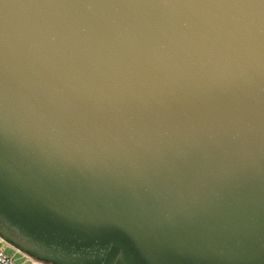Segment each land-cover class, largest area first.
Wrapping results in <instances>:
<instances>
[{"label": "water", "instance_id": "obj_1", "mask_svg": "<svg viewBox=\"0 0 264 264\" xmlns=\"http://www.w3.org/2000/svg\"><path fill=\"white\" fill-rule=\"evenodd\" d=\"M0 4V239L46 264H264V77L236 10Z\"/></svg>", "mask_w": 264, "mask_h": 264}, {"label": "snow or ice", "instance_id": "obj_2", "mask_svg": "<svg viewBox=\"0 0 264 264\" xmlns=\"http://www.w3.org/2000/svg\"><path fill=\"white\" fill-rule=\"evenodd\" d=\"M4 2L5 0H0V4ZM176 5L188 8L232 9L241 13L247 21L251 37L247 50L258 58L261 76L264 77V0H177Z\"/></svg>", "mask_w": 264, "mask_h": 264}, {"label": "built area", "instance_id": "obj_3", "mask_svg": "<svg viewBox=\"0 0 264 264\" xmlns=\"http://www.w3.org/2000/svg\"><path fill=\"white\" fill-rule=\"evenodd\" d=\"M7 245L8 244H6L0 239V264H46V263L37 261L31 258L30 256L24 253H20V252L18 253L20 254L19 259L21 260V262L18 263L14 255L7 253V250H6Z\"/></svg>", "mask_w": 264, "mask_h": 264}, {"label": "rangeland", "instance_id": "obj_4", "mask_svg": "<svg viewBox=\"0 0 264 264\" xmlns=\"http://www.w3.org/2000/svg\"><path fill=\"white\" fill-rule=\"evenodd\" d=\"M6 247H7L6 248L7 253L14 255L16 260H17V262L20 263L21 262V260L19 259L20 258V254L13 247H11L10 245H7Z\"/></svg>", "mask_w": 264, "mask_h": 264}]
</instances>
